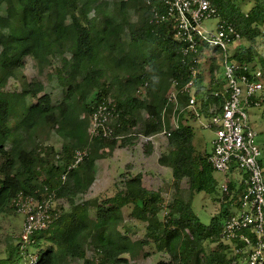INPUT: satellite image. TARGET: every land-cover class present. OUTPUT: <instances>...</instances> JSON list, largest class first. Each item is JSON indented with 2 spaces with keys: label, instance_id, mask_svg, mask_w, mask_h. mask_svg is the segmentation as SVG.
<instances>
[{
  "label": "trees",
  "instance_id": "obj_1",
  "mask_svg": "<svg viewBox=\"0 0 264 264\" xmlns=\"http://www.w3.org/2000/svg\"><path fill=\"white\" fill-rule=\"evenodd\" d=\"M164 1L0 0V215L15 211L13 200L18 194L32 195L43 186L54 190L55 200L68 204L66 210L59 206L57 219L34 236L33 248L47 243L36 252L35 264L76 260L128 264L153 252L168 258L156 264H230V248L220 236L231 205H236L245 186L234 179L228 185L229 194L221 193L219 211L209 224L198 221L191 200L195 194L215 192L217 183L209 153L198 149L194 127L182 124L196 122L192 113L179 115V126L166 136L167 149L158 158L159 165L171 170L176 190L186 180L188 199L175 197L164 206L160 193L145 189L138 174L124 178L120 190L104 201L75 202L94 183L96 163L106 157L107 148L133 146L137 136L163 130V117L168 120L173 110L169 106L163 115L174 80L180 90L189 81L191 69L196 70L195 95L205 118L212 106L223 103L218 95L225 84L218 52L211 56L208 49L200 48L197 55L182 56L174 21L162 19ZM249 3L251 7L244 11L242 5ZM212 4L218 19L240 34L239 42L229 48V59L238 64L264 62L254 47L262 35L264 0H212ZM243 40L248 46H243ZM27 58L37 68L59 62L56 74L64 78L60 101L54 103L41 82L24 79L20 98H8L5 88L10 79L18 78ZM205 70L208 83L202 85ZM215 70L218 78L213 77ZM182 96V101L188 97ZM261 97L263 103L264 90ZM103 99L116 104L109 124L113 134L89 139L88 117ZM142 113L147 117L143 119ZM165 126L168 130L169 124ZM51 134L60 141L58 151L42 145V139ZM84 148L88 156L66 173L62 183L61 175L73 162L75 150ZM261 152L264 177V148ZM124 207L146 225L144 239L132 241L127 230H120ZM163 210L165 215L159 219ZM205 242H216V248L207 252ZM149 245L153 252L141 254ZM19 246V239L16 245L9 244L0 264H23ZM88 249L93 250L92 258H87Z\"/></svg>",
  "mask_w": 264,
  "mask_h": 264
},
{
  "label": "built area",
  "instance_id": "obj_2",
  "mask_svg": "<svg viewBox=\"0 0 264 264\" xmlns=\"http://www.w3.org/2000/svg\"><path fill=\"white\" fill-rule=\"evenodd\" d=\"M164 13L162 19L172 18L176 25L182 56L197 55L200 48L208 49L211 56L218 52L216 55L221 62L225 84L218 92L223 103L219 107L212 106L205 118L194 92L196 70L191 69L189 81L180 90H176L178 83L174 80L164 108L165 111L173 106L171 129H164L161 134L168 136L172 128H178L182 112L192 113L196 122L202 118L201 129L213 135L208 162L214 172L225 177L219 185L220 192L229 194L228 185L232 181L228 175L232 169L240 175L237 183L245 186L236 205H231V215L220 236L222 243L230 248V264H264V177L259 163L262 152L248 114L249 110L261 106L263 69L257 64H238L229 59V48L239 42L240 34L230 23L218 19L212 0H165ZM211 19L218 21L214 31L206 30L203 25ZM261 33L264 36V24ZM182 95L188 97L182 101ZM114 113L115 105L111 99L98 104L89 117V139L112 136L109 121ZM87 156V148L75 150L73 162L61 175L62 183L66 180V173L82 164ZM61 201L55 200L54 190L46 186L32 195L20 193L13 200L15 211L23 216L18 239L24 264L37 262V254L30 251L34 236L47 230L57 219L58 208L63 206Z\"/></svg>",
  "mask_w": 264,
  "mask_h": 264
},
{
  "label": "rangeland",
  "instance_id": "obj_3",
  "mask_svg": "<svg viewBox=\"0 0 264 264\" xmlns=\"http://www.w3.org/2000/svg\"><path fill=\"white\" fill-rule=\"evenodd\" d=\"M251 3L247 5H242L243 10L246 11L251 7ZM217 19H211L204 22V27L208 31H214ZM125 37V42H127V36ZM243 46H248L243 40ZM254 47L258 53V57L264 60V36L261 35L256 39ZM210 54V53H209ZM211 55V54H210ZM219 59V58H218ZM264 62L260 63L256 60L253 64H257L260 67H264ZM54 65V66H50ZM47 65L43 68H37L33 61L30 58H27L24 64V67L17 73L18 78H12L9 80L8 85L5 88L7 96L11 100L19 99V91L22 88V80L26 81H39L44 86V92L48 93L51 96V99L54 103H57L61 100L63 91H64V78L59 76L57 71L60 69L59 62L54 60L52 64ZM218 65L221 67L220 60ZM216 71V72H215ZM213 72V77L218 78L219 73L217 70ZM204 81L202 85L208 83V73L203 71ZM23 76V78H20ZM118 91V88L115 92ZM143 94V90L140 91V95ZM250 125L252 126L255 133L258 135L256 138L257 144L260 149L264 148V101L261 106L257 109H251L248 111ZM143 119L147 117L142 113ZM171 125V117L166 120ZM165 121V122H166ZM202 118L198 122H192L187 120L182 122L183 125H191L194 130V139L198 145V149L202 152L205 151L209 153L211 151V140L212 133L201 129L200 123ZM112 122V121H111ZM137 132V130H135ZM131 134H135L134 131H130ZM130 132L126 134H121L127 136ZM150 143V152L149 154L146 151L149 149ZM42 145L52 146L56 151L60 149V141L58 138L51 134L49 138L42 139ZM167 149V139L165 135L158 134L152 140L147 141V139L137 136V140L134 142L133 146L125 147L123 149L113 148L106 149V157L100 159L96 163V178L88 192L84 195L78 196L75 199V202L80 203L86 200L96 199L97 202L106 200L109 197H112L116 192L121 188V183L124 178L129 176H135L140 174L142 177V185L145 189L151 192H159L163 205L168 206L175 197H181L183 199H188V185L186 180L182 181L179 185L178 190L173 187L172 173L169 168L163 167L158 164V158L161 153H164ZM214 180L217 183V190L211 193H198L195 194L191 200V207L194 215L198 221L204 225H208L212 217L215 216L219 211V203L221 201V192L219 185L224 181L225 177L220 173L213 172ZM228 178L233 181L236 179L237 182L240 181V175L238 173H233L228 175ZM63 205V210L68 208V204L65 201H61ZM231 212V209H230ZM233 212H236V209H233ZM171 213V211H170ZM123 214V226L120 227L122 232L128 231V236L132 241L137 239H144L145 235V224L139 222L134 217H131L129 207H124L122 209ZM165 211H161L159 214V219H163ZM23 216L14 210H8L5 213L0 215V258H3L7 255V247L9 244L16 245L18 242V237L21 231ZM47 243H41L39 248H32L30 251H39L40 249H45ZM204 248L207 252L216 248L215 243H204ZM153 246L149 245L142 248V253L146 251H152ZM230 251V250H229ZM153 252V251H152ZM93 250H87V258H92ZM231 255V251L229 256ZM127 257V256H126ZM159 259L167 260V256L160 255L158 253H148L147 257L136 258V260L129 261L128 264H156ZM20 261V260H19ZM22 262V261H21ZM20 262V263H21ZM69 264H83L82 261L76 260L71 261Z\"/></svg>",
  "mask_w": 264,
  "mask_h": 264
},
{
  "label": "clouds",
  "instance_id": "obj_4",
  "mask_svg": "<svg viewBox=\"0 0 264 264\" xmlns=\"http://www.w3.org/2000/svg\"><path fill=\"white\" fill-rule=\"evenodd\" d=\"M143 91H144V90H143ZM194 92H195V91H194ZM143 96H144L143 94L140 95V97H142V98H143ZM195 96H196V95H195ZM196 99H197V98H196ZM103 100H104V99H103ZM103 100H102V101H103ZM105 100H107V99H105ZM111 100H112V99H111ZM102 101H101V102H102ZM112 101H113V100H112ZM101 102H100V103H101ZM197 102H198V101H197ZM100 103H98V104H100ZM113 103H114V101H113ZM198 104H199V102H198ZM114 105H115V110H116V104L114 103ZM97 106H98V105H97ZM97 106H96V107H97ZM96 107H94L93 110H94ZM165 107H166V105H165ZM165 107H164V108H165ZM167 108H168V107H167ZM93 110H92V112H93ZM166 110H167V109H166ZM166 110L164 111V109H163V115H165L164 113L166 112ZM92 112H91V113H92ZM172 112H173V110H172ZM90 115H91V114H90ZM90 115H89V117H90ZM171 115H172V113H171ZM89 117H88V124H89ZM112 119H113V118L110 119L109 124H110L111 121H113ZM166 120H167V119L163 117V120H162V121L164 122L163 130H164V129L167 130V127H166L165 125H166L167 123L169 124V122L166 121ZM165 121H166V122H165ZM178 121H179V119H178ZM170 126H171V125H169V129H168V130L171 129ZM163 130H162V131H163ZM112 131H113V130H112ZM162 131H161L160 133H158V134H161ZM88 132H89V126H88ZM158 134L150 135V136H147V137H144V136H141V137H143V138H145V139H146V138H149V137H152V139H153V138H154L156 135H158ZM165 137H166V135H165ZM121 138H122V137H121ZM152 139H151V140H152ZM147 141H150V140H147ZM149 144H150V143H148V145H149ZM210 153H211V151L209 152V156H210ZM18 238H19V237H18ZM32 252H33V251H32ZM34 252H35V251H34ZM35 253H36V252H35ZM24 263H25V261L23 262V264H24Z\"/></svg>",
  "mask_w": 264,
  "mask_h": 264
},
{
  "label": "crops",
  "instance_id": "obj_5",
  "mask_svg": "<svg viewBox=\"0 0 264 264\" xmlns=\"http://www.w3.org/2000/svg\"><path fill=\"white\" fill-rule=\"evenodd\" d=\"M96 178V177H95Z\"/></svg>",
  "mask_w": 264,
  "mask_h": 264
}]
</instances>
